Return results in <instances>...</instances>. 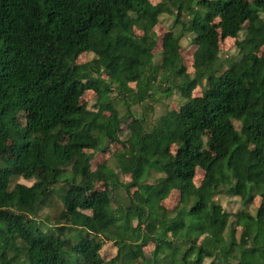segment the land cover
Instances as JSON below:
<instances>
[{
	"label": "trees",
	"instance_id": "16d2710c",
	"mask_svg": "<svg viewBox=\"0 0 264 264\" xmlns=\"http://www.w3.org/2000/svg\"><path fill=\"white\" fill-rule=\"evenodd\" d=\"M163 14L174 23L156 62ZM185 33L193 73L180 53ZM226 37L237 58H221ZM83 53L92 59L77 63ZM89 90L96 110L81 104ZM173 94L178 109L152 119ZM109 142L127 149L128 165L99 164L104 189L90 192L86 151ZM17 177L33 183L11 186ZM172 190L183 199L169 210L162 201ZM222 193L260 203L254 215H232L215 200ZM52 196L59 210L40 220ZM67 232L78 235L73 244ZM104 240L117 248L108 261ZM206 260L264 264V0H0V264Z\"/></svg>",
	"mask_w": 264,
	"mask_h": 264
},
{
	"label": "rangeland",
	"instance_id": "374dc122",
	"mask_svg": "<svg viewBox=\"0 0 264 264\" xmlns=\"http://www.w3.org/2000/svg\"><path fill=\"white\" fill-rule=\"evenodd\" d=\"M151 3L156 4L160 0H149ZM253 0H245V5L248 7L252 3ZM219 15H213L212 16V22H217L219 20ZM174 23V17L172 15L163 14L160 16L158 24L154 27L155 32L157 33V40H156V46L153 49L154 52V59L156 62H159L161 59V51H162V37L165 32L171 30ZM247 24H245L246 26ZM177 31H179V28H177ZM243 36V33H240V37ZM191 35L188 33H185L184 36L181 38V49L180 53L183 58V62L186 66L187 72L193 73V53L195 51L196 46L190 41ZM219 49H220V56L222 59L226 58H237V52L235 50V39L231 37H226L223 39H220L219 41ZM93 54L92 53H83L81 54L78 59L77 63H84L92 59ZM131 86H134L132 83ZM201 87L198 86L194 91L193 95L198 96L201 95ZM81 104L85 105L88 109L96 110V104H95V93L91 90L85 91L81 98H80ZM178 101V95L173 94L169 99H163L160 102H157L154 105V111L150 114L153 117L152 119L157 118L159 115L164 113L168 109H178L177 106ZM119 110L123 113L124 112V105L120 103L118 106ZM132 111H134L135 115L141 114V108L137 105H133L131 108ZM29 118L28 113H23L19 115V121L22 124H25ZM235 126L239 128L240 124L239 122H235ZM121 129L124 130L126 127L125 122L121 123L120 125ZM211 135L214 137V133L211 131ZM123 137V134H122ZM59 141L61 143H64L66 141V137L62 136L59 138ZM174 149V148H173ZM213 150V148H211ZM92 153V158L90 160V172H89V183L88 188L90 192L93 193H100L104 189V182L102 179L98 177V174L96 172V167L101 163H107L109 166L113 167L114 169H117L115 167V163H118L120 169H125L128 165V151L127 149H122L121 145L116 142H109L107 144V148L105 151H96L92 152L91 150L86 151V154ZM162 176V174H157L156 177ZM155 176L149 177L146 181L147 182H154L156 180ZM203 177V170L201 168H197L194 181L196 184L199 183V181ZM120 178L123 182H128L130 180V175H122L120 174ZM15 183H22L26 185H31L33 183V180H25L22 177L13 178L11 182V186H13ZM183 199V193L179 190H172L168 197L162 201V204L167 209H173L175 206L179 204L180 201ZM215 200L219 202L222 207L230 212L232 215L233 213H236L241 210H247L250 214L254 215L255 209L259 206L260 203V197L256 196L253 200L252 204H249L247 207L243 206V204L240 201L239 197H232L230 195H227L225 193H222L215 197ZM60 199L57 196H52L50 200L45 203L44 207L41 209V211L38 214V218L40 220H43L45 215H52L54 212H57L60 207ZM233 219V217H231ZM240 228L237 229L239 231ZM240 232V231H239ZM83 235H85V232H82ZM215 232L213 230H210L207 232V235L214 236ZM78 235H76L74 232H67V234L64 236L65 238H70L71 243L73 244L77 238ZM152 249V245H149L144 248V251L146 254L149 253V251ZM117 248L116 246L109 241H103L102 248L99 252L100 257L108 261L112 257L116 255ZM209 260L205 261V264H207Z\"/></svg>",
	"mask_w": 264,
	"mask_h": 264
}]
</instances>
